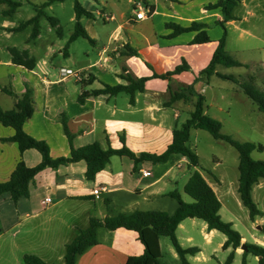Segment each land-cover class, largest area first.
<instances>
[{
	"label": "crops",
	"instance_id": "0c3cea01",
	"mask_svg": "<svg viewBox=\"0 0 264 264\" xmlns=\"http://www.w3.org/2000/svg\"><path fill=\"white\" fill-rule=\"evenodd\" d=\"M217 1L101 0L104 4L102 11L108 9L110 12L104 16V22L115 23L114 32L108 37L106 45L98 47L95 39L85 29V21L94 19H80L82 27L92 40L90 44L97 50V58L93 61L88 54L80 60L76 58L72 48L77 39L70 43L67 40L62 45L60 42L42 41L41 32L34 40H29L28 37L21 49L3 44L1 37L8 39L16 34L10 29L20 23L16 25L5 20H11L15 13L4 17L1 12L0 109L8 111L14 106L13 98L4 90L20 96L29 87L32 90L33 113L25 121L23 129L32 138L47 144L52 159L69 157L71 146L78 149L94 142L99 143L104 150L109 147L121 149V138L124 139L125 147L135 155L162 154L172 141V132L178 127L181 112L189 115L193 111L197 95L204 97L205 114L218 121L224 120L219 116L220 113H225L222 103L227 98L222 86H218L222 83L217 81L218 85L215 86L212 81L216 76L206 80L199 74L210 62L223 34L221 27L216 24L222 20L219 10H207L209 4ZM54 3L47 6L45 11ZM137 5L146 15L143 20L134 19ZM83 7L93 15H98L93 5L90 8ZM232 14L236 20L225 24L227 34L228 30L237 33V40L240 42L249 37L260 43L261 46L257 49L264 52V0H241ZM250 20L257 23L254 30L249 28ZM193 21L207 25L206 32L210 42L191 45L196 32L170 37L172 30L167 27L168 24L188 26ZM57 38H63V31ZM30 47L34 50L43 48V52L35 56ZM10 48L27 51L36 60L35 67L27 70L13 64L8 51ZM244 51L248 50L243 49L242 52ZM57 54L69 65L63 66L56 59ZM183 61L188 66L186 71L171 76L169 80L152 78L153 74L162 75L173 71ZM239 61L256 64L258 67L261 64L264 67L263 56L259 60L251 56L248 60ZM221 68L218 66L216 71L224 74ZM126 77H150L145 82L144 90L135 92L133 104L130 96L125 93L90 96L82 104L77 102V97L83 91L98 90L103 85H127ZM187 86L192 87L193 95L186 94L167 104L170 92L185 94L184 88ZM61 118H65L67 130L72 135L70 143L64 134ZM13 135L12 128L0 124L1 183L10 178L20 161L29 168L41 162V155L36 150L29 149L21 153L16 143L4 141ZM214 161L216 165L220 163L216 157ZM187 163L186 158L177 154H172L166 162L157 164L147 161L134 164L126 156H113L105 169L97 173L92 181L84 176V161L45 168L30 183L29 195L20 198L16 204L8 193L0 196V264H19L25 255L37 256L48 264H64L65 246L77 237L80 230L88 227L90 218L102 221L105 217L134 211L174 214L178 203L169 194L177 193L180 176L188 172ZM144 172L149 175L144 176ZM201 174L221 203L228 196L236 198V176L224 183L220 176ZM182 178L183 189L188 179L184 176ZM253 190L264 201V179L253 186L252 197ZM45 198L49 202L42 205L40 201ZM191 220L190 225L193 226L195 223ZM184 223L185 220L177 230L182 229ZM254 223L260 225L259 230L263 236L255 233L252 236L253 244L264 247V220L256 219ZM199 232L206 245H210L214 236H217L216 231H209L205 223L200 225ZM192 240L190 235L186 236L187 243ZM97 241V245L78 256L75 264H125L128 257L143 253V245L139 242L137 233L123 228L114 231L99 228ZM224 242L225 238L217 243L213 251L222 248ZM161 243L159 240L160 248ZM241 243L248 242L242 237ZM226 250L231 252L230 248ZM242 252L240 248L236 249L234 258L242 257ZM198 253L193 259L205 262L207 256L202 255L200 250Z\"/></svg>",
	"mask_w": 264,
	"mask_h": 264
},
{
	"label": "trees",
	"instance_id": "16d2710c",
	"mask_svg": "<svg viewBox=\"0 0 264 264\" xmlns=\"http://www.w3.org/2000/svg\"><path fill=\"white\" fill-rule=\"evenodd\" d=\"M57 0H47L40 6H35L36 13L30 19L20 23L17 27L10 29L11 32H20L31 27L29 40H34L40 33L39 22L45 18L50 26L55 29L56 34L61 36V26L59 20L55 17L49 16L45 9L50 4ZM241 3V0H218L214 4H209L207 10H219L222 20L216 22L222 29V37L218 40L217 46L212 54L211 60L202 71L200 75L208 80L211 76H216L221 80L228 81L235 85L244 96L251 101L257 110L264 115V70L262 67L256 69V75L248 73L244 77L225 75L216 71L218 66L224 68H245L250 66L242 64L237 61L225 48L227 30L225 24L227 22L236 20L233 16V10ZM0 5H7L8 9L2 12L4 17L13 16L17 9L21 6L20 2L12 0H0ZM38 7V8H37ZM74 31L69 36L68 43L75 41L78 38H83L92 42L89 35L86 33L80 23L82 17L94 19L93 13L85 10V8L74 0ZM167 27L172 30L170 37H176L183 33L196 32L195 37L191 41V45L206 44L210 42L207 35V25L202 22L193 21L188 26H180L176 24H168ZM11 61L17 66L24 67L27 70H32L35 67L36 60L29 56L28 52L19 51L15 48H10ZM131 54L136 55L135 52L130 51ZM188 69V66L183 61L173 71L162 75L153 74L152 78H160L169 80L171 76L178 75ZM259 73H258V72ZM150 77H142L139 79H132L126 77L127 85L109 86L103 85V88L91 92H82L77 97V102L82 104L86 98L97 95H117L125 93L130 96V102H134V94L137 91H143L145 82ZM14 100V106L11 110L3 111L0 109V124L5 127H10L14 131V135L4 141L16 143L19 151L23 153L26 150H36L41 155V162L32 168L27 167L23 161H20L10 178L1 183L0 182V196L4 193L10 195L14 204L22 197L29 195V185L34 177L45 168H57L60 165H67L84 161L86 165L85 178L89 181L95 179L97 173L105 169L110 158L113 156H126L133 160L134 164L147 161L153 164L164 163L172 154L180 155L187 159L188 170L191 174L186 181L183 192L187 194L192 202H184L179 193L172 192L170 197L174 198L178 207L174 214L168 215L160 211H134L130 214H118L111 217H105L102 221L96 218H90L89 225L86 229L80 230L76 238L65 246L64 264H75L78 256L86 252L89 248L98 244L97 230L104 228L106 230L114 231L123 228L128 231L137 233L139 242L143 245V253L140 256L128 257L125 264H164L161 262L162 253L159 244L161 237H166L170 240L179 260L182 264H189L186 257L195 256L199 249L197 247L183 248L177 239V227L186 219H197L203 221L209 231L215 230L223 234L226 238L222 245V249H231L224 264H231L234 259L235 250L239 249L243 244L246 250L242 252V262L245 263V257L250 254L256 257L257 264H264V247L253 243H241L242 236L233 228V224L225 222L219 215L221 209V202L217 195L207 183L200 170V160L195 150L190 145V134L192 130H204L208 132L213 139L223 141L234 148L238 154V188L239 199L242 206L247 210L248 217L251 222H255L256 218H261L264 213L258 208L252 197L253 186L258 183L260 179H264V161L254 160L251 153L254 150H262L261 145H256L252 142H239L234 140L231 136L221 132L222 124L220 121L211 118L204 113V97L197 95L193 111L189 114V118L177 127L172 132V141L166 150L159 155L140 153L135 155L124 145V139L121 138L123 147L121 149H102L99 143H92L84 147L73 149L70 148V156L65 158L52 159L49 154V147L44 141H39L29 136L23 129V125L33 113V98L32 90L26 87L23 94L20 96L13 92L4 90ZM183 93L177 91L170 92L168 103L181 99L187 95H193L192 87L184 88ZM63 131L71 142L72 135L68 132L65 118H61ZM25 264H48L37 256L25 255L23 256Z\"/></svg>",
	"mask_w": 264,
	"mask_h": 264
},
{
	"label": "rangeland",
	"instance_id": "374dc122",
	"mask_svg": "<svg viewBox=\"0 0 264 264\" xmlns=\"http://www.w3.org/2000/svg\"><path fill=\"white\" fill-rule=\"evenodd\" d=\"M16 2H20L21 6L15 12V15L10 21V23L18 25L23 21L27 20L30 17H33L36 13V7L40 6L41 3L45 0H12ZM81 5L90 8L93 5L97 11L98 15L94 13V20L85 21L86 31L92 39L96 41L98 47H102L106 45L108 41V37H110L115 29V23L112 21L104 22L103 18L105 15L109 14V10H103V3L101 0H77ZM113 1V0H112ZM74 0H63L55 2L50 8H48L45 12L52 17L58 18L60 20V26L63 31V38L58 39L57 34L54 29L50 26L49 22L42 18L39 22L40 32L43 36L42 41H50L55 43H61L64 45L68 40L69 36L74 31V21L71 18H74V10H73ZM38 8V7H37ZM8 9L7 5H0V22L3 20L1 16V12ZM257 23L254 20H250L249 28L254 30L257 28ZM50 30L51 32H48ZM222 30V29H221ZM255 32V31H254ZM31 33V27L27 30H23L20 32H16V34L9 36L8 39H3L1 37L2 43L8 46H15L18 49L23 48L25 45V40L28 39ZM226 49L228 52L237 60H248L251 58L260 59L261 56L264 57V52L259 51L257 48L261 46L257 41L246 37L243 41L237 40V33H234L231 30H228V34L226 35ZM62 40V41H61ZM40 41V42H42ZM33 55L39 56L43 52V48H35V50L30 47ZM73 53L76 54L77 59L85 58V54H88L91 60H95L96 51L93 49L92 44L86 39L78 38L73 44ZM243 49H247L248 51L242 52ZM240 58V59H239ZM56 59H59L63 64V66H68L69 64L64 61V58L60 55H56ZM54 60V63L56 62ZM240 62V61H239ZM244 64V63H242ZM245 65L250 66L247 70L245 68H221V72L225 75H234V76H242L244 77L248 73L256 75V64L245 63ZM262 65L260 64L259 67ZM263 67V66H262ZM264 70V67H263ZM258 72V71H257ZM220 73V72H219ZM259 73V72H258ZM222 84L218 85V82ZM212 84L215 86H222L223 94L227 96V98L222 103L225 113H220L219 116L224 118L223 121H220L222 124L221 132L223 134L231 136L234 140L239 142H252L256 145H261L262 150H254L251 154L254 160L264 161V115L257 110V107L249 101L244 94L232 83L228 81H222L218 78H213ZM215 112V110H211ZM189 118L185 112H181V117L178 121V127L182 123H184ZM190 145L195 150L196 154L200 160L201 173H211L213 175L220 176L223 179L224 183L233 180V176H236L235 182L238 184V154L234 148H232L229 144L215 140L212 136L204 131V130H192L190 135ZM218 158L220 163L218 165L215 164L214 158ZM191 171L188 170L187 173H184L180 176L177 184V192L179 193L181 199L184 202H192V199L183 192V176L186 180L189 178ZM185 180V179H184ZM237 190V189H236ZM233 197V196H232ZM228 196V198L222 201L221 210L219 211L221 219L225 222H230L233 224V228L245 239V242L253 243V235L255 233L258 236H263L260 233L257 225L249 220L247 210L241 205L239 200V194L236 192V198H232ZM253 199L255 203L258 205V208L264 213V201H262L253 190ZM263 219L264 216L261 218ZM255 219V220H256ZM194 225H190L191 219L185 220L183 224L184 227L182 229H178L176 236L184 248L189 247H197L202 255L207 256V260L202 262L196 261L193 259V256H187L186 259L189 264H224L226 261L230 250H223L222 248H218L216 251L213 249L217 246V243L220 242L225 236L220 232H217V236H214L210 245L205 244V240L202 238L199 230L200 225L204 223L201 220L193 219ZM178 228V227H177ZM257 228V230H255ZM264 231V229H262ZM190 235L193 240L191 243L186 242V236ZM161 243V253L162 258L161 262L164 264H182L179 260L178 255L176 254L171 242L168 238L162 237L160 239ZM226 240V238H225ZM199 254V253H198ZM242 257H235L231 264H241ZM47 263V262H46ZM246 264H257V259L248 254L245 257ZM19 264H24L23 260H20ZM54 264V263H52Z\"/></svg>",
	"mask_w": 264,
	"mask_h": 264
},
{
	"label": "built area",
	"instance_id": "2783aa9c",
	"mask_svg": "<svg viewBox=\"0 0 264 264\" xmlns=\"http://www.w3.org/2000/svg\"><path fill=\"white\" fill-rule=\"evenodd\" d=\"M145 17H146V15H145L144 11L141 9V7L139 5H137V7L134 9V19L135 20H143V19H145ZM143 175L148 176L149 173L144 172ZM40 202L42 205H45L49 202V200L45 198V199L41 200Z\"/></svg>",
	"mask_w": 264,
	"mask_h": 264
},
{
	"label": "water",
	"instance_id": "95a60500",
	"mask_svg": "<svg viewBox=\"0 0 264 264\" xmlns=\"http://www.w3.org/2000/svg\"><path fill=\"white\" fill-rule=\"evenodd\" d=\"M258 229H260V227H258ZM240 249L243 250V251H245V250H246V247L242 244V245L240 246Z\"/></svg>",
	"mask_w": 264,
	"mask_h": 264
}]
</instances>
